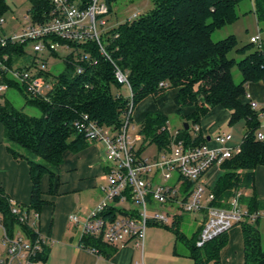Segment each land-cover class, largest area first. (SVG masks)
Returning <instances> with one entry per match:
<instances>
[{
    "label": "trees",
    "instance_id": "obj_1",
    "mask_svg": "<svg viewBox=\"0 0 264 264\" xmlns=\"http://www.w3.org/2000/svg\"><path fill=\"white\" fill-rule=\"evenodd\" d=\"M29 1L34 21H41L50 4L46 0ZM117 1L106 0L110 13ZM242 1L153 0L152 10L112 29L114 39L108 46L111 60L101 55L95 46L90 48L95 64L81 63L71 54L63 60V70L53 75L57 86L50 103L26 95L27 103L41 112L40 117L27 115L7 100L0 105L7 150L14 158L26 160L30 167L32 195L29 206L41 211L46 205L41 189L43 177L49 175L53 180L67 151L78 153L88 146L85 136L74 127L82 114L89 115L104 128H121L130 98L123 94L124 87L116 80V65L127 75L134 107L149 96L158 99L168 89H176L177 112L181 114L184 108L193 107L195 111L189 118L194 125L218 106L229 112L230 125L246 120L248 133L241 144V152L222 165V174L213 188L212 205L228 207L241 193L239 201L250 213L264 210V199L256 194V170L264 168V141L254 138L256 115L243 102L246 86L264 79V47L253 50L254 45L250 43L236 49L238 41L233 35L217 42L212 39L216 30L236 21V7ZM8 10L5 0H0V16ZM254 12L258 23L264 25V0H254ZM235 49L244 56L240 61L229 58V53ZM7 51L15 59L26 56L23 45L9 46ZM79 66L83 68L82 73L78 72ZM235 66L242 76L238 84L232 75ZM161 83L167 87H160ZM10 86L23 91L15 83L10 82ZM168 122V117L158 113L145 117L140 126L139 155L151 145L159 151L170 148L173 134ZM188 125L189 130L184 124L178 131V139L193 146L205 142L201 134L192 138V127ZM248 190L253 194L244 195ZM0 212L7 220L12 219L9 199L2 188ZM181 220L178 218L169 229L175 234L177 244H184L194 263L221 264V252L229 242L228 233L198 247L199 231L187 237L180 228ZM260 220L244 221L239 225L244 239L243 264H264ZM80 244L107 258L116 251L93 236H82ZM48 254L46 248L41 258L46 261Z\"/></svg>",
    "mask_w": 264,
    "mask_h": 264
},
{
    "label": "built area",
    "instance_id": "obj_2",
    "mask_svg": "<svg viewBox=\"0 0 264 264\" xmlns=\"http://www.w3.org/2000/svg\"><path fill=\"white\" fill-rule=\"evenodd\" d=\"M46 1L50 9L43 12L42 20L34 21L32 6L27 23L18 33L8 34L4 28L6 20L0 16V105L5 102L10 82L22 88L30 98L50 103L57 86L55 73L48 69L51 55L63 61L73 54L81 63L95 64L90 52L95 46L101 55L111 60L108 46L114 39L111 31L115 27H106L107 16L111 14L106 0ZM142 14L133 13L124 22H133ZM250 43L257 50L263 49L260 30L250 38ZM15 45H23L26 56L12 57L7 49ZM59 49L62 55L58 54ZM45 54L49 55L47 59L43 58ZM82 71L79 66L78 72ZM115 77L128 90L130 98L121 128H104L87 114H82L74 124L87 141L104 144L109 164L104 199L84 219L74 213L69 215L71 227H80L82 236L99 238L111 246L133 241L137 247H142L150 225L171 227L180 216L199 213L203 222L196 245L202 247L244 221L264 219V210L250 213L240 203L241 193L228 207L212 205L214 193L205 183L206 174L214 167L221 168L241 152V145H230V133L216 135L212 139L216 146L207 141L193 146L178 139V132H171L173 141L168 150L160 151L156 157L139 155L130 136L135 130L131 86L127 75L116 65ZM260 84L262 97L247 90L243 102L256 115L254 138L264 141V79ZM160 87L167 85L161 83ZM191 132L196 136L200 134V125H194ZM9 205L12 219L7 220L0 212V264H44L41 256L50 238L39 229L41 212L11 200Z\"/></svg>",
    "mask_w": 264,
    "mask_h": 264
},
{
    "label": "crops",
    "instance_id": "obj_3",
    "mask_svg": "<svg viewBox=\"0 0 264 264\" xmlns=\"http://www.w3.org/2000/svg\"><path fill=\"white\" fill-rule=\"evenodd\" d=\"M168 91H170V89H168L166 93ZM166 93L161 98H164ZM253 93L258 98H261L263 95L260 96V94ZM194 111L193 107H187L182 110L181 114L178 112L177 114L181 116L185 113L184 116L189 118ZM151 113L158 112L150 110L145 114L143 113V120ZM158 114L164 115L162 113ZM198 125L201 127L200 123ZM133 126L136 130L134 123ZM182 127H177V129L171 130L168 122V128L172 133L180 131ZM190 134L192 138L201 134L202 138L209 142L211 146L217 145L212 141L215 136L205 133L202 127L200 134L197 136L191 131ZM132 140L135 148L139 149L140 147L136 145L135 141H142V138L140 137V140L132 138ZM230 145L233 146V142H231ZM145 150L141 155L150 157L144 154ZM159 153L160 151L158 150V154ZM157 155L153 157H156ZM108 164L104 144L101 142L88 141V146L80 152L72 153L67 151L64 154L63 163L56 170V175L53 180H51L49 175L43 177L41 189L46 205L40 211L41 219L39 222V229L42 234L47 235L50 238V243L47 246L49 254L47 260L44 261V264H195L188 256L186 247L184 246V248H181L179 247V244L182 243L177 244L175 234L169 229L172 226L164 227L150 225V227L147 228L144 245L142 247H137L133 241L126 244L112 246L116 251L109 258L101 256L97 252L87 250L81 246V228L71 227L69 223V215L74 213L84 219L90 211L104 199L103 188L107 184ZM259 168L256 170V185L258 181L257 177L259 176ZM221 174V168H212L205 176L206 185L210 189H213ZM0 188L3 189L9 200L20 205H30L32 181L29 164L24 159L14 158L7 150L4 128L1 122ZM250 192L251 190H248L244 195L250 196ZM258 197L264 199L263 195ZM180 217L182 218V223L184 215ZM202 219L200 225L196 228L195 233L200 231L203 222ZM228 238V245L221 252V264H243L244 239L241 227H233L228 232Z\"/></svg>",
    "mask_w": 264,
    "mask_h": 264
},
{
    "label": "rangeland",
    "instance_id": "obj_4",
    "mask_svg": "<svg viewBox=\"0 0 264 264\" xmlns=\"http://www.w3.org/2000/svg\"><path fill=\"white\" fill-rule=\"evenodd\" d=\"M9 7V10L4 13V18L6 23L4 25L5 30L8 34H13L19 32L22 25L27 23L26 18L29 15V10L32 8V4L29 0H5ZM154 8L153 0H118L113 4L112 13L107 16L108 29L118 26L120 23L124 22L133 13H147ZM237 19L233 23H228L222 28L216 30L213 35V41L217 42L223 40L229 36H235L238 44L236 49L241 48L245 45H250V38L256 35L258 31H261L262 37L264 38V25L258 23L255 12L254 3L251 0H243L236 7ZM30 46V45H29ZM236 49L229 53V58H233L236 61H240L244 56L236 52ZM255 50V47H252ZM30 50V48H28ZM62 49L58 50V54L62 55ZM45 54L43 58L48 57ZM27 60V59H26ZM49 67L48 69L52 73H59L64 68V62L51 55L48 57ZM23 60L20 61V63ZM233 80L235 83H240L242 81V76L235 66L232 69ZM252 85V86H251ZM253 90L260 96L262 95V86L260 83H253L246 86L245 91ZM124 95H128V90L126 88L121 89ZM176 90L170 89L166 93L164 98L154 99L152 97L144 99L142 102L135 106L133 113V123L136 126L135 131H131L130 136L133 139L140 134V123L143 120V113L153 110L158 113H162L168 116L169 128L171 130L177 129V127H182L184 124L189 123L194 126L193 120L186 118L185 111L181 116L177 114V105L175 103ZM4 100L12 104L16 109L22 110L29 116L40 117L41 112L27 103L26 93L19 90L17 87L12 86L9 88L4 96ZM201 127L205 133L211 134L213 136L219 133H230L233 136V146H238L243 143L244 137L248 133V126L246 120L241 119L233 125L229 124V113L224 108L218 106L211 109L208 115L200 121ZM138 147L141 146L142 141H135ZM147 156H155L158 154V148L155 145L148 146L144 152ZM259 176L257 177L256 193L258 196H264V168H259ZM177 177L178 175L175 174ZM249 194H253L251 191ZM157 207H159L157 205ZM160 208V207H159ZM166 210L165 208H161ZM202 215L198 214H184V219L181 223V230L188 236L192 237L196 231L198 225H200ZM150 227V226H149ZM259 229L264 243V219L259 222ZM179 247L184 248V244H179Z\"/></svg>",
    "mask_w": 264,
    "mask_h": 264
},
{
    "label": "water",
    "instance_id": "obj_5",
    "mask_svg": "<svg viewBox=\"0 0 264 264\" xmlns=\"http://www.w3.org/2000/svg\"><path fill=\"white\" fill-rule=\"evenodd\" d=\"M185 129H186V130H189V125H188V123L185 124Z\"/></svg>",
    "mask_w": 264,
    "mask_h": 264
}]
</instances>
